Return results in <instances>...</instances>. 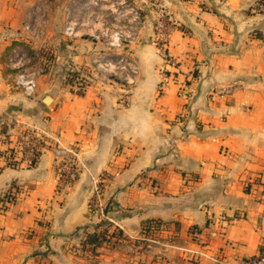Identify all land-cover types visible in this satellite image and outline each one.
Returning a JSON list of instances; mask_svg holds the SVG:
<instances>
[{
  "label": "crops",
  "instance_id": "obj_1",
  "mask_svg": "<svg viewBox=\"0 0 264 264\" xmlns=\"http://www.w3.org/2000/svg\"><path fill=\"white\" fill-rule=\"evenodd\" d=\"M126 1L140 16L124 46L139 73L121 102L118 85L79 94L65 80L105 50L104 0H0V264H240L264 245V0H161L179 26L166 45L175 68L156 47L153 0ZM32 20L46 37L32 48L49 46L53 62L28 98L5 62ZM26 125L79 148L85 169L61 192L50 144L33 166L12 152ZM95 178L113 249L86 241ZM150 221L161 226L147 250Z\"/></svg>",
  "mask_w": 264,
  "mask_h": 264
},
{
  "label": "built area",
  "instance_id": "obj_2",
  "mask_svg": "<svg viewBox=\"0 0 264 264\" xmlns=\"http://www.w3.org/2000/svg\"><path fill=\"white\" fill-rule=\"evenodd\" d=\"M149 6L154 8L157 13L153 24V34L158 52L168 66L175 68L176 63L167 55L166 45L170 33L179 26L161 0H153L149 2ZM116 10H118L117 19L123 21L124 24L116 27V31L107 33L104 21L101 37L107 47L116 48L119 52L116 55L104 54L102 51L95 52L92 54L87 67L77 70L70 69L65 80L72 92L81 94L89 86L96 83L113 84L120 88L119 100L126 102L131 88L135 84L139 69L131 54L124 50V46L132 43L135 39V27L140 23V16L137 10L126 0H116ZM74 20L73 16L68 14L63 29V35L67 38L76 37ZM22 30L25 35L23 44L14 47L5 62L6 81L10 88L21 92L25 97L31 98L35 94L39 76L44 73V65L48 62L44 59L46 50L33 49L32 45L43 40L45 31L43 25L37 24L35 20L25 22ZM163 75L166 78V74ZM46 144H50L54 153L55 190L61 192L70 186L85 169L81 161L80 150L76 145L66 146L57 136H46L43 130L32 125H26L25 130L16 140L12 152H17L25 164L33 166ZM10 163L12 166L14 165V158L10 160ZM93 181V194L89 203L90 211L96 213L100 220L109 222L108 207L102 203V181L99 178H95ZM6 201L9 204L11 197ZM110 227L116 228L114 225ZM159 229L160 226L159 228H152L148 233L142 232L138 241L147 250H151L154 245L159 244L155 236ZM117 231L116 228V233ZM261 249L257 255L244 259L240 264H264V245L261 246ZM194 253L192 252V255Z\"/></svg>",
  "mask_w": 264,
  "mask_h": 264
},
{
  "label": "rangeland",
  "instance_id": "obj_3",
  "mask_svg": "<svg viewBox=\"0 0 264 264\" xmlns=\"http://www.w3.org/2000/svg\"><path fill=\"white\" fill-rule=\"evenodd\" d=\"M45 1H46L45 2L46 6H48V1L49 0H45ZM104 3H105V31L107 33L111 32V31L114 32V31H116V27L121 26L122 24H124V22L117 19L118 18V10H116V0H104ZM22 26H23V23H22ZM45 39H46V37L43 36V40L42 41L44 42ZM39 49L46 50L45 51V55H44L45 56L44 59H46L47 61H49L52 64V62H53V53H52L51 48L44 44ZM36 50H38V49H36ZM103 52H104V54L116 55L119 51L116 50V48H109L105 44V50ZM45 73H47V72H44L43 74H45ZM102 184L103 183H101V187H102ZM102 189H103V187H102ZM12 201H14V197L12 198ZM102 203L107 205V207H108L107 217L109 218V211L111 209V204H107V203H105L103 201V190H102ZM89 210H90V208H89ZM90 213L97 217V221L92 226L91 232H96V233L99 232V234H100L102 232V230H106L107 231L106 234L113 233V236L111 238H110L111 235L107 236V237L110 238V240H109V243L106 242L105 247H107V248L114 247L116 245V241L114 242V240H116V228L113 229V228L110 227L112 225V221L110 220V218H109V220H110L109 222L108 221L104 222L103 220H100V218L97 216L96 213L91 212V211H90ZM95 226H98V227H95ZM118 233L119 232L117 231V235H118ZM112 241L114 242V244H113Z\"/></svg>",
  "mask_w": 264,
  "mask_h": 264
},
{
  "label": "trees",
  "instance_id": "obj_4",
  "mask_svg": "<svg viewBox=\"0 0 264 264\" xmlns=\"http://www.w3.org/2000/svg\"><path fill=\"white\" fill-rule=\"evenodd\" d=\"M19 43H13L12 46H10V48L7 49V57L9 56V53L10 51L18 46ZM51 63L48 61L45 65H44V72H49V68L51 69ZM1 170V169H0ZM159 226H161V223L158 222V221H150V222H147L146 224H144L142 226V232H150V230H152V228H159ZM95 227H98V226H95ZM107 231L106 230H102V232L99 234L96 233V232H89L88 235L86 236L87 238V243L90 244V245H93V246H97V245H100L102 243H108L110 238L113 236V233L111 234H106ZM108 235H111L110 238L107 237ZM117 236L119 237V233L117 235L116 233V238ZM262 249H260L261 251Z\"/></svg>",
  "mask_w": 264,
  "mask_h": 264
},
{
  "label": "water",
  "instance_id": "obj_5",
  "mask_svg": "<svg viewBox=\"0 0 264 264\" xmlns=\"http://www.w3.org/2000/svg\"><path fill=\"white\" fill-rule=\"evenodd\" d=\"M46 101H48L49 100V98L48 97H46V99H45Z\"/></svg>",
  "mask_w": 264,
  "mask_h": 264
}]
</instances>
